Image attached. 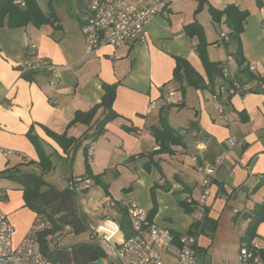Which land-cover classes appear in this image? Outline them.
Segmentation results:
<instances>
[{"label": "crops", "instance_id": "1", "mask_svg": "<svg viewBox=\"0 0 264 264\" xmlns=\"http://www.w3.org/2000/svg\"><path fill=\"white\" fill-rule=\"evenodd\" d=\"M87 3L78 4L80 11ZM229 6L247 11L237 40L229 34L224 12ZM52 10L51 22L10 26L6 17L0 25V149L8 151H0V205L14 227L13 243L42 217L25 205L23 174H41L46 186L59 191L68 189L73 177L89 179L87 188L72 192L88 230L71 233L67 239L75 241L64 245L66 239L62 247L91 241L92 230L105 219L118 225L114 240L126 238L109 200L137 203L175 238L196 231L193 213L204 178L197 165L217 161L205 200L206 221L213 226L204 225L198 233L197 253L201 264H237L255 206L264 199V88L259 83L264 79V0H173L149 19L143 39L119 48L104 45L90 56L82 30L87 11L61 21ZM238 46L241 66L234 56ZM38 58L57 66L56 85L44 71L19 73V62ZM178 63L179 80L174 78ZM221 65L226 78L217 70ZM234 81L249 92H218ZM164 87L174 91V103L147 112L150 101L165 95ZM105 96L111 98L109 106L100 104ZM77 112H90L89 120L76 119ZM165 125L179 132L180 143L161 151L154 131ZM97 126L95 140L85 139ZM89 142L93 155L86 160ZM46 239L54 246L49 234ZM249 243L264 245V220ZM156 249L166 263H174ZM101 259L119 264L106 253Z\"/></svg>", "mask_w": 264, "mask_h": 264}, {"label": "built area", "instance_id": "2", "mask_svg": "<svg viewBox=\"0 0 264 264\" xmlns=\"http://www.w3.org/2000/svg\"><path fill=\"white\" fill-rule=\"evenodd\" d=\"M173 0H88L87 15L83 25L85 38V54L92 55L99 47L109 45L114 48L130 45L133 42L143 39V32L149 19L160 11H163ZM15 3H20L15 0ZM23 4V3H22ZM224 36V34H222ZM225 37V36H224ZM34 45L30 47V53ZM251 69L253 67L250 66ZM223 78L227 77L225 65H221ZM20 74L29 72L44 71L48 74L49 83L57 84V66L47 58L37 60L25 59L18 63ZM264 88V85L261 84ZM165 95L157 101H150L147 112L154 106L165 107L174 103L172 96L174 91L167 90ZM219 93L227 96L242 95L249 92V89L240 82L234 81L229 85L219 86ZM218 95H213L218 110L222 111V105L218 101ZM4 107H9L6 101L2 102ZM4 155L8 153L0 149ZM93 155V144L89 142L86 147V157L90 160ZM193 161H197L193 157ZM217 161L209 165H197V170L204 174L202 180V193L198 200V207L193 213V220L196 223V231L179 233L175 238L169 230L155 225L148 218L145 208L135 202L116 203L109 200L108 205H120L126 209L133 234L119 241L113 239L119 232L118 225L105 219L94 228L90 238L95 239L100 248L108 255L117 258L119 264H168L161 251L174 258L173 264H199L197 253V236L203 227L207 216L205 200L209 194V184L212 180ZM90 184L89 179L73 177L68 183V189L73 193H79ZM2 193L0 192V203ZM264 216V211H263ZM50 228V222L37 217L26 234L18 244L13 243L14 227L0 205V264H53L48 261L38 249L39 234ZM71 234L68 225L50 233L52 245L62 244ZM264 245L257 243L243 244L238 250L237 264H262L261 250ZM201 264V263H200Z\"/></svg>", "mask_w": 264, "mask_h": 264}, {"label": "trees", "instance_id": "3", "mask_svg": "<svg viewBox=\"0 0 264 264\" xmlns=\"http://www.w3.org/2000/svg\"><path fill=\"white\" fill-rule=\"evenodd\" d=\"M14 1L15 0H0V25L3 24L6 17L10 26L25 25L28 22L38 25L40 22H51L54 19L52 8L51 15H48V13L43 14L36 0H21L24 2L23 7L20 6V3H15ZM224 12L226 13L225 15L227 16L228 24L232 29L229 34L232 38L237 40L242 29V21L247 16V11L241 10L237 6H229ZM192 25L193 24L190 23L187 27L190 28ZM199 36L201 38L200 46L202 49V47L205 46V43L200 33ZM234 56L241 66L242 57L240 46L236 48ZM181 65L178 63L174 70V78L177 80L181 78V75H179V73H181ZM217 70L221 73L220 67ZM244 70H246V68L240 69V71ZM183 73L186 76H189L188 69L185 68ZM249 77L251 79L254 78L253 75H250ZM259 83L263 84L264 79H261ZM109 95H111L110 92ZM100 104L109 106V104H111V98L105 96ZM97 106L98 105L94 106L91 110L94 112ZM87 113L77 112L75 118L87 121L89 120ZM154 132L157 140L160 142L161 151H168L170 144L180 143L179 132L169 125L157 128ZM99 133L100 129L97 126V129L91 133V135L86 133L84 138L86 139L90 136L92 140H95ZM22 180L25 182L23 190L25 205L50 222V228L39 234L40 252L48 261L53 264H93L94 261L105 257L104 251L100 248L98 243L94 241L95 239H91V241L88 242L74 243L70 246L50 247L49 241L46 239L47 234L53 233L61 229L63 226L68 225L70 226L73 235L80 236L87 232L88 224L77 210L75 195L72 191L69 189L59 191L46 186L42 180L41 174L26 173L22 175ZM43 186H46V188L41 190ZM151 193H153V191H151ZM116 209L120 214L118 219L120 228L127 238L133 234V230L130 226L126 209L120 205H117ZM263 211L264 199L261 203H258L255 206V212L249 222L245 236L242 239L245 243L249 244L250 240L255 236L258 224L264 220ZM153 213L154 212H152V214ZM204 225L212 228L213 222L206 221L205 219L203 226ZM175 236L177 237V235ZM261 254L264 261V249L261 250Z\"/></svg>", "mask_w": 264, "mask_h": 264}, {"label": "rangeland", "instance_id": "4", "mask_svg": "<svg viewBox=\"0 0 264 264\" xmlns=\"http://www.w3.org/2000/svg\"><path fill=\"white\" fill-rule=\"evenodd\" d=\"M87 1L88 0H37V3L40 5L43 11L48 12L49 14L51 13V8H53L57 18H59L61 21H65L67 17L74 13H76V16L86 15V11H84V9L83 11H80L78 4L83 2V5L85 6ZM74 241V238L70 237L64 245Z\"/></svg>", "mask_w": 264, "mask_h": 264}, {"label": "water", "instance_id": "5", "mask_svg": "<svg viewBox=\"0 0 264 264\" xmlns=\"http://www.w3.org/2000/svg\"><path fill=\"white\" fill-rule=\"evenodd\" d=\"M201 263V261H199V264ZM93 264H104L103 259H98L96 261L93 262Z\"/></svg>", "mask_w": 264, "mask_h": 264}]
</instances>
